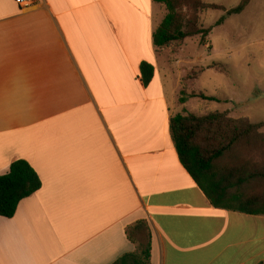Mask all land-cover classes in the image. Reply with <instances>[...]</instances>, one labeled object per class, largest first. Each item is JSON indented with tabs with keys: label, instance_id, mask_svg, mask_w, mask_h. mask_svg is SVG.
<instances>
[{
	"label": "crops",
	"instance_id": "crops-1",
	"mask_svg": "<svg viewBox=\"0 0 264 264\" xmlns=\"http://www.w3.org/2000/svg\"><path fill=\"white\" fill-rule=\"evenodd\" d=\"M164 8L0 0V175L22 159L42 180L0 217V264H114L137 251L139 222L151 264H264V216L213 207L179 160L182 61L153 43Z\"/></svg>",
	"mask_w": 264,
	"mask_h": 264
},
{
	"label": "trees",
	"instance_id": "trees-1",
	"mask_svg": "<svg viewBox=\"0 0 264 264\" xmlns=\"http://www.w3.org/2000/svg\"><path fill=\"white\" fill-rule=\"evenodd\" d=\"M252 0H242L231 9L229 15L245 11ZM164 5L168 13L153 35L157 52L177 50L185 40L201 36L202 43L211 32L199 26V12L209 8L202 0H154ZM188 7L193 16L186 18L182 9ZM218 9L217 5H210ZM141 81L148 86L155 68L144 62L140 66ZM213 101L214 97H203ZM182 104L186 99L181 100ZM264 123L229 118L227 113L213 112L203 116L177 114L171 118L170 131L179 160L211 205L217 209L251 216H264V165L252 167L249 162L236 161V148L252 139L259 142L264 133ZM232 156V157H230ZM230 161H225L227 158ZM234 157V158H233ZM226 158V159H225ZM225 159V160H224ZM224 162V163H223ZM261 186L251 193L253 186ZM42 188V180L36 170L25 160L14 161L9 172L0 175V217L11 219L20 203ZM130 240L138 243L134 253L123 255L114 264H151V236L144 222L127 230Z\"/></svg>",
	"mask_w": 264,
	"mask_h": 264
},
{
	"label": "rangeland",
	"instance_id": "rangeland-1",
	"mask_svg": "<svg viewBox=\"0 0 264 264\" xmlns=\"http://www.w3.org/2000/svg\"><path fill=\"white\" fill-rule=\"evenodd\" d=\"M202 1L209 8L199 12V26L211 29L205 43L201 36H196L182 42L177 50H168L182 61L178 71V94L174 96L169 92L172 109L184 116L220 112L227 113L229 118L264 123V0H252L238 15L228 12L242 0ZM210 5L219 8L213 9ZM164 10L167 15V8ZM182 13L186 18L193 16L188 7H184ZM203 97H214L215 100H204ZM183 98L185 104L181 102ZM261 132L264 133V128ZM262 140L252 139L237 147L233 158L262 168ZM230 157L224 160L230 161ZM259 188L261 186H253L251 193Z\"/></svg>",
	"mask_w": 264,
	"mask_h": 264
},
{
	"label": "built area",
	"instance_id": "built-area-1",
	"mask_svg": "<svg viewBox=\"0 0 264 264\" xmlns=\"http://www.w3.org/2000/svg\"><path fill=\"white\" fill-rule=\"evenodd\" d=\"M16 2L24 7H29L35 3V0H16Z\"/></svg>",
	"mask_w": 264,
	"mask_h": 264
}]
</instances>
